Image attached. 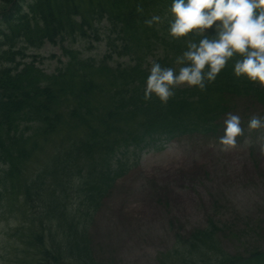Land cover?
<instances>
[{"label":"trees","instance_id":"obj_1","mask_svg":"<svg viewBox=\"0 0 264 264\" xmlns=\"http://www.w3.org/2000/svg\"><path fill=\"white\" fill-rule=\"evenodd\" d=\"M188 1L0 0V196H12L6 207L22 201L27 264H98L87 228L124 174L119 156L163 140L217 138L237 100L264 105V17L243 31L201 32L195 11L183 12ZM219 1L199 4L212 13ZM234 1L224 11L249 4L264 14V0ZM103 19L134 64L112 67L110 55L98 63L65 47L69 62L57 73L23 61V47L87 37ZM152 80L156 93L146 90ZM209 224L178 236L163 264H264L260 249L223 250Z\"/></svg>","mask_w":264,"mask_h":264},{"label":"rangeland","instance_id":"obj_2","mask_svg":"<svg viewBox=\"0 0 264 264\" xmlns=\"http://www.w3.org/2000/svg\"><path fill=\"white\" fill-rule=\"evenodd\" d=\"M226 1L221 0L211 15H203L198 0L185 9L195 11L203 31L245 30L252 19L250 11L246 9L243 16L231 8L223 14L220 8ZM88 34L89 38L67 37L56 45L46 42L40 49L25 51L36 55L48 74L56 73L61 64L67 66L62 47L98 63L114 54L111 42L116 36L110 38L104 21L98 26L100 41L93 31ZM148 57L152 62L154 56ZM109 62L113 67L125 66L131 57L114 55ZM177 85L187 84L183 80ZM159 86L150 81L146 90L156 93ZM221 121L217 138L185 136L140 151L131 148L123 157L125 175L89 224L99 263L159 264L157 259L173 249L178 235L188 237L208 227L210 220L218 225L221 246L230 254L264 251V105L242 98ZM14 216L0 210V264H23L18 261Z\"/></svg>","mask_w":264,"mask_h":264}]
</instances>
